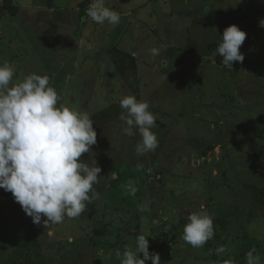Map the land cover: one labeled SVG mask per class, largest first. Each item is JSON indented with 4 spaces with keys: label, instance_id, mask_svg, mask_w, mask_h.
<instances>
[{
    "label": "rangeland",
    "instance_id": "374dc122",
    "mask_svg": "<svg viewBox=\"0 0 264 264\" xmlns=\"http://www.w3.org/2000/svg\"><path fill=\"white\" fill-rule=\"evenodd\" d=\"M22 2L29 7L20 15L0 9V63L14 68V81L33 72L46 74L61 102L91 115L97 143L81 159L88 164L96 159L101 172L93 186L95 198L81 216L47 228L44 217L34 224L11 192L0 188V264L24 262L22 253L33 264H119L115 252L126 246L135 250L138 234L148 236L149 252L159 254L160 264H224L241 252L245 235L264 241V206L256 204L245 187L264 185V27L259 23L264 0H105L120 15V22L123 18L140 22L135 32L141 36L133 32V40L126 41L114 33L113 25L85 19L91 0L83 8L77 0H56L51 9L49 0ZM133 5L138 13H121ZM171 10H180L174 16L175 27L162 36L143 33L144 21L162 23L170 19ZM231 24L246 32L241 45L246 61L233 62L232 67L224 66L216 52L218 36ZM176 26L181 30L177 35ZM117 28L122 32L119 24ZM162 42L173 54L165 66L158 57L155 65H135L136 51L151 62L150 47ZM118 44L119 49L128 50L129 44L135 48L129 53L115 48ZM118 57L125 76L115 71ZM125 95L147 101L159 129L167 131L168 149L157 150L158 157L153 152H132L135 143L129 141L137 143L138 132L131 140L114 130L117 124L121 131L127 126L116 114L123 112L119 100ZM123 146L130 151L119 153ZM208 146L212 148L205 152ZM126 156L130 163L145 165L149 156L155 159L134 181L135 195L124 187L131 179L119 173L130 169L126 161H118ZM114 165L118 169L113 171ZM131 167L133 175L141 172ZM159 170L164 171L160 181ZM117 203L143 214L136 220V211L129 216V211L117 210ZM201 211L212 217L214 235L194 248L181 237L188 215ZM159 221L163 223L158 231ZM169 224L170 232L164 231ZM173 238L178 241L172 245ZM35 248L40 258L32 252ZM256 254L264 264V248ZM213 255L215 259H209Z\"/></svg>",
    "mask_w": 264,
    "mask_h": 264
},
{
    "label": "clouds",
    "instance_id": "9594fccd",
    "mask_svg": "<svg viewBox=\"0 0 264 264\" xmlns=\"http://www.w3.org/2000/svg\"><path fill=\"white\" fill-rule=\"evenodd\" d=\"M86 17L97 24L113 26L121 19L105 5V0H91ZM259 23L264 27V18ZM245 39L246 32L236 24L227 26L218 36L216 52L224 66L243 62L240 47ZM149 51L153 57L159 53L155 47ZM14 74L9 63H0V188L11 192L34 224L39 225L42 217L46 228L78 218L95 198L93 186L101 172L96 163L89 166L81 159L97 143L91 115L61 102L46 74L33 72L15 81ZM119 106L124 110L121 119L127 125L125 134L134 136L138 132L141 137L135 145L136 154L155 151L158 139L152 129L158 124L149 103L125 95ZM124 187L129 195L138 191L132 180ZM213 235L212 217L201 211L188 215L181 238L199 248ZM147 237L136 236L135 250L127 246L123 252L117 250L119 264H146L148 260L160 264L159 254L149 252ZM256 251L253 248L246 253V264H261L260 255H254Z\"/></svg>",
    "mask_w": 264,
    "mask_h": 264
},
{
    "label": "trees",
    "instance_id": "16d2710c",
    "mask_svg": "<svg viewBox=\"0 0 264 264\" xmlns=\"http://www.w3.org/2000/svg\"><path fill=\"white\" fill-rule=\"evenodd\" d=\"M23 0H19V5H18V3H17V1L16 0H1L0 1V7H3L4 9H5V11L8 13H11V14H16V13H18L19 12V10H20V6L22 5V2ZM87 2H88V0H81V1H79L78 3H77V5L78 6H80V7H82L83 8V6L84 5H86L87 4ZM49 4H51V0H49ZM2 5V6H1ZM87 10V9H86ZM86 10H85V12H86ZM130 11L132 12V13H138L139 12V8H137V5H135V6H133V8H131L130 9ZM180 10H171L170 11V13L172 14L171 15V17H170V19L169 20H165V21H163L162 23L160 22L159 24L156 22H154V23H151V21H144V27L145 28H147V29H143V33L144 34H147V32L148 31H150L151 33H159L160 32V35L162 36V34H163V31L164 30H169V29H171L172 27H175V24L173 25V20H174V16H176L177 15V13L179 12ZM20 13H22L21 11H20ZM19 13V14H20ZM233 18H231V20H232ZM141 21V20H140ZM119 25L122 27V32H119V29L117 28V25L116 26H111L114 30V33H115V30L118 32V34H121V35H123L124 37H123V40H125L126 41V39H132L133 40V32H135V30L139 27V25H140V22H138V23H131V22H129L128 20H125V18H123V22H120L119 23ZM181 30L180 29H178V27L176 26V31H175V33H176V35L180 32ZM136 34H138V36H141V34H139V33H137V32H135ZM149 38V37H148ZM148 38L147 39H145V40H148ZM161 39V38H160ZM125 41H124V43H125ZM174 44L176 43V41L174 40V41H172ZM108 46L109 45H107L106 43H104V48H106V49H108ZM113 47V46H112ZM119 47V44L118 45H116L115 46V48H117L118 50H126V51H128L129 53L131 52V50H130V48H135V45L134 44H129L127 47H128V50L127 49H125V48H123V47H121L120 46V49L118 48ZM153 47H155V48H157L158 50H159V53H158V55L157 56H155V57H153V61H149V60H146L145 59V57H146V55H145V53H139L138 51H136V53H137V56H134L133 58H134V60H135V65H136V63H138V64H141V65H145V66H151V65H155V64H157V57L159 58V61H160V59L162 58V56H164V55H166V48H167V44H165V42H162L161 44H156V45H152L151 47H150V49L151 48H153ZM140 48V47H139ZM209 48L211 49V46H209ZM136 49H137V47H136ZM190 50V49H189ZM193 50V49H192ZM194 51V50H193ZM240 51L242 52V49H241V47H240ZM132 53V52H131ZM134 55V54H133ZM127 58H129V56L128 55H125ZM104 57V56H103ZM164 59V58H163ZM106 60V59H105ZM117 61H118V63L119 64H116V65H114L115 66V71L117 72V73H120V74H122V75H124L125 76V73H124V71H123V65H122V59L120 58V57H118V59H116ZM244 61H246V57L244 56V60H243V62ZM163 66H165V65H163ZM189 66H191V65H189ZM122 67V69H120ZM137 67V66H136ZM137 72V71H136ZM116 78V77H115ZM125 79V78H124ZM116 80L117 81H120V79L119 78H116ZM110 111H112L111 110V108L109 109ZM122 111H124L123 109H121ZM113 111L114 112H116V111H118V108H113ZM185 110H182L181 109V115L182 114H184L185 112H184ZM107 112H109V111H107ZM121 111L120 112H118V113H116L118 116H120L121 115ZM105 115H106V113H104ZM100 116H102V114L100 115L99 114V117ZM156 118H157V116H156ZM192 120V119H191ZM120 126L121 125H114L113 126V128H114V130L115 129H117L120 133H125L124 131H121L120 130ZM100 129V128H99ZM168 128H166V130H167ZM152 131H156L157 133L155 134L156 136H157V139H158V147L155 149V151H152L153 153H154V155H157V157H158V153H156L157 152V150H162V151H166L168 148V145H169V143L168 142H166V139H165V135L167 134V131H162L161 129H159V126H157V127H155V128H153L152 129ZM100 134H102L101 132H100ZM102 136V135H101ZM133 137H137L136 135H134V136H129V138L131 139V140H133ZM137 139H141V137L139 136V137H137ZM129 140V139H128ZM129 143L131 144V143H135V144H131V149H132V152L133 153H135L136 154V152H135V145H136V142L135 141H129ZM115 147L116 146H118L117 144H115L114 145ZM171 147H174V146H171ZM178 147V146H177ZM122 148V147H121ZM210 148H212V147H207L206 149H205V152L208 150V149H210ZM175 149H176V147H175ZM175 149H173V150H175ZM172 150V151H173ZM125 151H130V150H128L127 149V146L124 148V146H123V148H122V150H120V152L119 153H122V154H125ZM169 154V153H168ZM130 155H131V157H133V154L130 152ZM153 155V156H154ZM152 156V157H153ZM152 157H148L149 159H148V163L145 165V164H140V163H138V164H136V163H130L129 162V157H127L126 156V159L125 158H123V157H119V158H121V159H119L118 161H126L127 163H126V169L129 167L130 169H127L128 171H125V172H123V171H119V173L121 174V175H124V174H126L131 180H133V181H135V180H138V179H141V177H140V175H141V173L144 171L145 172V168H147V166L148 165H152L153 163V161L155 160V159H153ZM84 158H85V156H84ZM83 159V158H82ZM122 159H124V160H122ZM151 159H152V161H151ZM158 159V158H157ZM181 160H182V158H180ZM133 160H135L134 159V157H133ZM93 161H95V162H93ZM96 159L95 160H91V162H89V165L91 164V163H96ZM112 160H110L109 162H111ZM98 163V162H97ZM114 163H116V162H114ZM113 163V164H114ZM121 166V165H120ZM131 166H133L134 168H136L137 170H139V171H141V172H136V173H134V175H133V173H132V171H133V168L131 167ZM160 166H162L161 164H160ZM118 169V166H113V171L114 170H117ZM159 169H161V167H159ZM127 172H129L130 173V175L129 174H127ZM163 173H164V171H161V170H159L158 171V174L156 173V175H157V180L158 181H160V180H162V178H163ZM155 175V176H156ZM245 187L247 188V189H249L250 190V192H251V194H252V196H253V199H254V201H255V203L256 204H258V205H260V206H264V185H262V186H258V185H255V184H252V183H249V184H246L245 185ZM94 188V187H93ZM150 188V191L152 190V189H154L155 187H149ZM3 192H4V190H3ZM115 207H118L117 208V210L118 211H124L125 212V209L126 208H129V210H135L136 212H135V219L137 220V219H140V214H143L142 212H140V210L139 209H137L136 207L135 208H132V206L131 205H129V204H127V203H117V204H115L114 205ZM133 215V214H132ZM165 220L166 222H167V224H168V219L167 218H161V220ZM160 222V221H159ZM163 222L161 221L160 223H158L157 222V225H158V227L162 224ZM166 226H168V230L167 229H164V231H166V232H170V230H169V227H170V224L169 225H166ZM152 227H153V225H152ZM160 228H162V225L157 229L158 231L160 230ZM177 239H176V241H175V239L173 238V241H172V245L173 244H175V243H177ZM242 250H241V252L238 254V255H232L231 257H229V258H227V259H225L223 262H224V264H231L232 262L233 263H238V264H243V262H244V260L242 259L245 255H246V253L250 250V249H259V248H264V241H256V240H253V239H251L250 237H249V235H245L244 237H243V241H242ZM38 248H35V250L34 251H32L33 253L35 252V253H37L38 252V250H37ZM256 253H254V255H255ZM39 258L41 257V253H37L36 254ZM20 258H22L23 260H24V262H22V260H16V261H13V262H10V263H8V264H33V261L30 259V257L29 256H27L25 253H22L21 254V257ZM27 258H28V262L26 261L27 260ZM214 258V255L213 256H211V257H209V259H213ZM215 259V258H214Z\"/></svg>",
    "mask_w": 264,
    "mask_h": 264
},
{
    "label": "crops",
    "instance_id": "0c3cea01",
    "mask_svg": "<svg viewBox=\"0 0 264 264\" xmlns=\"http://www.w3.org/2000/svg\"><path fill=\"white\" fill-rule=\"evenodd\" d=\"M56 1V0H55ZM55 1H53V0H51V4H49L48 3V9H51V8H53V6L54 5H56V3H55ZM68 0H65V2H67ZM81 1V0H80ZM83 1V0H82ZM79 2V0H77V2L76 3H78ZM117 4H118V6H119V8L120 7H122L121 6V4L117 1L116 2ZM133 6H135V5H133ZM133 6H131V7H127L123 12H121L123 15H126L128 12H130V9L131 8H133ZM29 6H25V5H21L20 6V10H19V13H20V11L22 12V11H25V9L26 8H28ZM38 8H40V7H38ZM7 14V13H6ZM21 14V13H20ZM19 14V15H20ZM170 15H172L171 13H169ZM83 15H85V19L86 20H90V18H87L86 17V12L83 14ZM102 29V28H101ZM102 32H105L103 29H102ZM104 46V45H103ZM166 55H164V56H162V58L160 59V61L159 62H161L163 65H165L166 63V60H168V57H169V55H172L173 56V54L171 53V52H169L168 51V49L166 48ZM164 58V59H163ZM162 59H163V61H162ZM100 207H102V206H98V208H100ZM125 211H129L130 212V214H129V216H131L132 214H133V211H135V210H129V208H126L125 209Z\"/></svg>",
    "mask_w": 264,
    "mask_h": 264
},
{
    "label": "water",
    "instance_id": "95a60500",
    "mask_svg": "<svg viewBox=\"0 0 264 264\" xmlns=\"http://www.w3.org/2000/svg\"><path fill=\"white\" fill-rule=\"evenodd\" d=\"M3 7H0V9H2ZM5 10V9H4Z\"/></svg>",
    "mask_w": 264,
    "mask_h": 264
}]
</instances>
